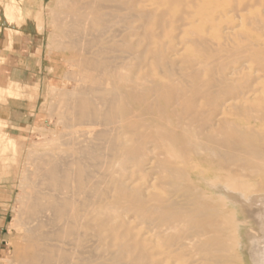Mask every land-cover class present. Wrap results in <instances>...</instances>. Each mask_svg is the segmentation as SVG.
<instances>
[{
	"label": "bare ground",
	"instance_id": "obj_1",
	"mask_svg": "<svg viewBox=\"0 0 264 264\" xmlns=\"http://www.w3.org/2000/svg\"><path fill=\"white\" fill-rule=\"evenodd\" d=\"M53 1L78 83L33 156L19 264H264V193L221 175L264 173V0Z\"/></svg>",
	"mask_w": 264,
	"mask_h": 264
},
{
	"label": "rangeland",
	"instance_id": "obj_2",
	"mask_svg": "<svg viewBox=\"0 0 264 264\" xmlns=\"http://www.w3.org/2000/svg\"><path fill=\"white\" fill-rule=\"evenodd\" d=\"M8 1H10L13 5L21 6L22 9L25 11V14L24 16H22L19 11H9L5 15L1 14L0 18L2 19V21H0V29H10L13 26H17L16 21L20 22L24 18L28 17L29 24L31 25L30 27H32V29H38L42 31V37H43L42 55L44 57V65L46 66L45 71L47 73V78L45 79L40 89V95L38 96L39 97L38 103L34 108L35 113L32 123H30L28 127H23L20 128L19 130H14L10 132L9 128H4L6 124L3 121H0V145L1 144L3 145V143L7 145L6 146L7 150H5V148L3 150L0 149V185L7 186L12 193L11 212L9 213L5 241L3 242L2 251L0 254V264H19L20 247H21L20 242L22 240L23 227L22 224L21 227L15 226V221L17 218L20 221H23L24 219V215H23L24 198L29 191V183L32 180V172L36 170L33 164V158L36 155L40 154L39 152L43 153L45 151L46 148L45 143L47 141L50 140H52V142L59 141V139H61L62 137L63 132H64L63 138H65V134L67 133L66 131L68 129L64 127V123L60 122V120L62 119L61 121H63V117H64L63 114L66 112V109L68 107L66 102L67 99L69 100L68 103H70L73 99H75L73 98L74 96L72 97L67 96L68 95L67 93H72L74 89H76L74 85L78 83V81L77 79L73 81L76 74L75 73L76 67L75 65H73L75 64V60H76L75 56H73L74 54L70 49L66 48L65 44L59 45L60 50H58L57 48L58 47L57 44H59L61 40H63L61 41V43H63L66 39L61 36L60 30L52 23L53 22L52 18L54 16L53 13L56 10L54 9L56 7V5H54L55 2L53 0H13V1L8 0ZM29 9H31L30 13H29ZM50 12H53L51 13V15L53 14L52 17L50 16ZM11 18L13 19V22L9 23L11 21ZM52 37L56 40H54ZM57 40H59V43L57 42ZM52 41H56L53 42L55 43V45L52 43ZM63 47H65L64 48L65 50L61 49ZM186 49L188 51L187 54L189 53L195 54L194 51L195 49L191 44L189 46L187 45ZM70 52L72 53L73 60L70 57L71 56ZM68 57L69 60H67ZM69 65H71L70 66L71 68H69ZM69 69L72 70L70 71ZM72 72L75 73L74 77L72 75ZM66 75L69 77H67ZM70 75L72 76L71 79H70L71 77ZM79 85L80 82L76 86ZM62 88L63 91L65 90L64 93H62ZM2 93L4 95H11L12 91L10 89L5 90L0 88V95H2ZM68 97L71 99H69ZM59 99L62 100L61 104L63 107H59L60 104L58 103L61 102L59 101ZM63 101H65L66 104L63 103ZM65 105L66 107H64ZM57 108H59V110ZM59 111L62 114H60ZM61 115H63L62 118ZM229 116L230 119L231 118L237 119L238 117L237 120L233 119V121H237V123L238 121L239 123L241 122L240 124L247 123L246 118H244V116L242 115L230 113ZM149 118H150L149 116H147L146 118L148 121L145 119L147 123L150 122ZM240 119L242 120L240 121ZM57 121L59 122L58 124ZM60 123L63 124V127L61 126L62 124ZM60 127H62V129ZM59 133L61 136L58 135ZM56 138L59 139L56 140ZM191 165H192L191 167L193 168L192 171L195 174L198 173L199 171H202L203 169L210 172L209 175L211 174L210 176H207L208 173H206V175L202 179H200L201 183L200 182L196 183L195 187L197 188L198 193H202L203 192L202 190L209 188L208 181L209 183L217 181L218 178H216L215 175V173H217L216 172L217 167L212 164H209L208 160H204L203 157L193 159L191 161ZM208 168L210 169V171L208 170ZM241 171L242 170H240L239 168L233 166L231 167V169L230 168L224 169L221 175L226 177L228 174H230V176L234 177V175L238 174V176H240L241 178L242 183L247 182L246 184L248 185L246 186L247 188L248 187L251 188V190L248 188L250 191H252V189L254 188L253 189L254 194L261 195L262 193H264V173L249 174V171L247 170L243 169L244 173H242ZM222 176H221L222 178L221 181L225 182L226 178ZM255 190L258 192L255 193ZM217 201L221 203L224 202L227 203V205H225V209L232 207V204L230 203L231 200L228 199L227 193L225 192L222 193V197L217 199ZM236 209H238V206L236 207ZM244 230L245 228L243 230L241 229V232L243 233ZM244 258L246 260L245 264H249L247 255Z\"/></svg>",
	"mask_w": 264,
	"mask_h": 264
},
{
	"label": "crops",
	"instance_id": "obj_3",
	"mask_svg": "<svg viewBox=\"0 0 264 264\" xmlns=\"http://www.w3.org/2000/svg\"><path fill=\"white\" fill-rule=\"evenodd\" d=\"M42 31L29 26L28 17L10 29H0V88L11 95H0V121L10 132L28 127L40 89L47 78L42 55ZM4 97V98H3ZM7 150V145H5ZM12 193L0 185V254L11 212Z\"/></svg>",
	"mask_w": 264,
	"mask_h": 264
}]
</instances>
